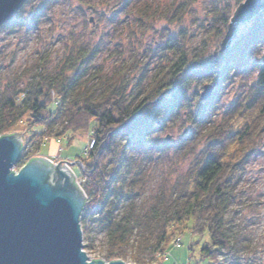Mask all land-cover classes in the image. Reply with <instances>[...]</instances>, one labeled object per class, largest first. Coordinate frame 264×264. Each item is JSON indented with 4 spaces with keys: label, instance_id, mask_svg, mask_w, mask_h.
<instances>
[{
    "label": "trees",
    "instance_id": "obj_1",
    "mask_svg": "<svg viewBox=\"0 0 264 264\" xmlns=\"http://www.w3.org/2000/svg\"><path fill=\"white\" fill-rule=\"evenodd\" d=\"M198 1L143 0L136 8L134 13L145 26L160 20L168 31L175 24L177 32L158 43L162 56L145 85L142 78L132 83L129 64L111 74L89 73L87 48L77 44L75 52L67 53L51 69L39 62L24 85L20 86L22 77L17 76L2 86L0 135L26 124L42 126L23 139L15 167L38 154L47 137L66 136L70 143L89 133L86 156L75 157L82 161L79 176L87 195L81 225L84 231L92 222L106 229L105 260L130 254L134 263L153 264L155 254L164 251L185 228L204 238L199 255L206 264L238 260L237 239L227 213L241 171L264 138V17L257 15L250 24L238 25L223 50L221 40L229 18L242 0H220L210 13L209 29L193 45V27L183 23ZM46 3L42 0L36 6V18ZM27 24L34 26L36 21ZM236 79V91L224 116L215 121L219 89ZM201 83L202 89L205 83H216L205 100L197 90ZM193 98L196 108L190 106ZM59 116L62 122L56 128L54 121ZM183 117L190 127L182 139L194 140L184 152L188 153L187 168L163 200L147 211L134 212L132 197L143 190L147 173L139 168L129 176L135 163L132 150L147 142L151 160L173 138L166 134L160 142L151 133L171 130Z\"/></svg>",
    "mask_w": 264,
    "mask_h": 264
},
{
    "label": "rangeland",
    "instance_id": "obj_2",
    "mask_svg": "<svg viewBox=\"0 0 264 264\" xmlns=\"http://www.w3.org/2000/svg\"><path fill=\"white\" fill-rule=\"evenodd\" d=\"M142 1L129 0L126 4V0H55L54 11L53 6L46 3L41 15L36 18L33 12L37 5L32 0H26L20 9L26 13L22 20L10 28L7 22L4 23L8 40L7 43H0V95L4 82L21 76L20 86L24 85L39 62L51 69L67 53L75 52L73 46L77 44H83L87 48L89 56L86 63L89 65V73L100 71L111 74L129 64L132 83L136 84L138 78H142L141 84L145 85L162 56L158 43H163L169 34L177 32L175 24L172 30H165L164 21L156 20L148 26L141 23L134 12ZM220 3V0H199L190 9L183 24L188 23L193 27L191 29L195 36L190 38L193 45L209 29L210 13ZM28 20L36 21V24H27ZM3 39L4 37H0V40ZM237 84L236 79L231 85L219 89L221 96L214 102L217 106V114L213 118L215 121H220L224 116ZM197 90H202V83ZM195 102L193 98L190 106L198 107ZM61 122L62 117L59 116L54 121L55 127L59 128ZM189 127L190 123L183 117L171 130L153 131L152 137L160 142L167 133L172 134L173 138L169 140L171 145L155 154L151 160L148 159L150 153L147 142L132 150L135 163L129 176L135 175L139 168H145L147 173L143 190L132 197L134 212L147 211L163 200L173 183L187 168L188 153L184 152L194 140H184L182 137ZM41 128L40 125L26 124L16 131L21 134L22 140H27ZM89 140V133L76 136L70 143L66 136H50L44 139L40 152L34 153L47 156L53 162L59 158L75 159L82 166L81 159L75 157L79 154L86 156ZM35 144L36 139H33L30 145L33 147ZM73 167L80 174L79 166L75 164ZM19 168L20 166L14 167L15 170ZM81 182L83 179L79 176L78 183L82 184ZM227 217L237 239L238 260L233 263L224 259L221 264H264V138L259 150L248 159L241 171L237 193ZM203 240V237L193 235L185 228L182 234L168 242L164 251L155 254V263L206 264L199 255ZM83 244H89L88 248L84 247L89 259L100 256L105 260L106 229L92 222L88 231L83 230ZM129 255L121 259L132 262Z\"/></svg>",
    "mask_w": 264,
    "mask_h": 264
},
{
    "label": "water",
    "instance_id": "obj_3",
    "mask_svg": "<svg viewBox=\"0 0 264 264\" xmlns=\"http://www.w3.org/2000/svg\"><path fill=\"white\" fill-rule=\"evenodd\" d=\"M25 2L0 0V23L8 22ZM263 9L264 0L240 1L229 18L222 49L233 40L238 25ZM215 86L205 83L201 99H207ZM22 148L18 131L0 135V264H135L121 258L89 259L80 217L87 195L63 163L74 161L55 163L47 156L33 155L15 170Z\"/></svg>",
    "mask_w": 264,
    "mask_h": 264
},
{
    "label": "clouds",
    "instance_id": "obj_4",
    "mask_svg": "<svg viewBox=\"0 0 264 264\" xmlns=\"http://www.w3.org/2000/svg\"><path fill=\"white\" fill-rule=\"evenodd\" d=\"M48 2L53 6L52 10L54 11L55 0H48ZM32 3H34L36 5H41L42 0H32ZM222 10L224 12L228 13L229 15L231 14L229 8H224L222 6ZM24 14H26V13H23V10H18L17 12H15L12 15V17L10 19H8L7 26L10 28L12 25L19 23L22 20ZM257 15L260 19L262 17H264V10H259L257 12ZM253 19H255V17L248 18V23L250 24L251 20H253ZM221 27H223V25H221ZM6 31H7V29L4 26V22L0 23V37H4L3 40H0V43H7L8 37H6ZM261 66L264 67V62H261ZM262 255H264V253H262ZM82 258L84 261L85 258L84 257H82Z\"/></svg>",
    "mask_w": 264,
    "mask_h": 264
},
{
    "label": "bare ground",
    "instance_id": "obj_5",
    "mask_svg": "<svg viewBox=\"0 0 264 264\" xmlns=\"http://www.w3.org/2000/svg\"><path fill=\"white\" fill-rule=\"evenodd\" d=\"M26 3V2H25ZM24 3V4H25ZM23 4V5H24ZM23 7V6H22ZM21 7V8H22ZM20 8V9H21ZM19 9V10H20ZM168 135H171L170 133H167ZM23 149V148H22ZM22 152V151H21ZM74 158V157H73ZM60 159H65V158H59V159H55L56 160V162L55 163H57ZM66 160H70V161H74V164H71V162H69V161H65V160H63V163L64 164H66V165H68L69 166V168L74 172V174H75V176H76V181L78 182V180H79V173H77L76 171H75V169H74V165L75 164H77L78 166H79V168H80V171H81V168H82V166H81V162L79 163V162H77L75 159H70V158H68V159H66ZM80 184V183H79ZM82 185V184H81ZM87 200V199H86ZM86 204V203H85ZM84 207H85V205H84ZM84 209V208H83ZM83 212V211H82ZM81 215H82V213H81ZM81 217V216H80ZM81 227H82V225H81ZM181 237V236H180ZM180 240V242H179V244H181V238L179 239Z\"/></svg>",
    "mask_w": 264,
    "mask_h": 264
}]
</instances>
